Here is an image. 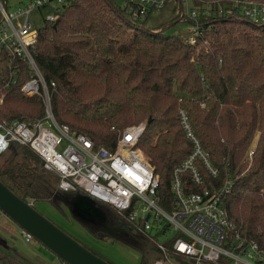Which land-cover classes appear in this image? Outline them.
Wrapping results in <instances>:
<instances>
[{"label": "trees", "instance_id": "1", "mask_svg": "<svg viewBox=\"0 0 264 264\" xmlns=\"http://www.w3.org/2000/svg\"><path fill=\"white\" fill-rule=\"evenodd\" d=\"M205 1L210 12L200 18L196 42L189 43L186 33L164 31L168 24L146 25L148 14L135 15L134 4L71 0L56 19L37 27L32 54L46 80L55 82L50 95L56 120L87 134L95 145L113 147L118 130L146 120L138 144L158 174L157 191L166 207L172 200V170L192 148L178 116V108L184 107L217 168L212 175L201 167L203 186L216 190L230 181L224 197L230 218L264 250V22L239 12L216 15L218 4L229 0ZM7 61L6 53H0V118L31 121L43 115L40 96L20 90L29 77L26 63L20 61L11 82ZM183 178L189 189L201 188L188 172ZM0 179L23 198L46 201L62 217H70L64 206L75 191L60 189L58 175L28 145L14 141L0 152ZM100 205L108 226L70 213L96 239L112 236L136 249L140 264L158 256L149 236L129 229L111 205ZM111 226L118 229L111 231ZM0 253V264H36L39 259L31 261L1 235ZM214 264L231 262L221 256Z\"/></svg>", "mask_w": 264, "mask_h": 264}, {"label": "built area", "instance_id": "2", "mask_svg": "<svg viewBox=\"0 0 264 264\" xmlns=\"http://www.w3.org/2000/svg\"><path fill=\"white\" fill-rule=\"evenodd\" d=\"M71 0H27L9 10L7 0H0V53L8 57L9 80H16L20 61L26 63L29 77L20 85L27 95H39L44 105L43 115L31 121L0 118V152L12 142L26 144L42 159L43 166L58 175L57 186L63 190L83 193L95 202L111 205L132 231H139L153 240L158 256L151 264H214L221 256L231 264H264V250L254 240L244 237L232 222L224 204L230 181L216 190L203 186L201 167L217 174L209 152L202 146L184 107L178 108L182 129L192 148L174 166L170 180L172 200L166 207L160 202L157 188L159 177L148 162L139 141L144 134L146 120L118 130L113 147L95 145L85 133L59 122L51 109L50 87L33 54L37 27L56 19L64 5ZM175 5L178 19L188 22L186 38L195 43L200 35V18L209 14V3L194 4L193 0H125L134 4L135 15L145 16L152 10ZM50 7L42 22L31 18L35 9ZM239 12L253 22H264V0H229L219 3L216 15ZM2 98V97H1ZM0 98V100H2ZM204 105V102H201ZM114 128V125L111 126ZM253 146L246 153L250 160ZM188 172L193 184L201 186L191 190L183 173ZM166 224V228H163ZM172 227L176 233L171 239H158ZM155 230L153 234L152 231ZM26 242L33 236L21 229Z\"/></svg>", "mask_w": 264, "mask_h": 264}, {"label": "rangeland", "instance_id": "3", "mask_svg": "<svg viewBox=\"0 0 264 264\" xmlns=\"http://www.w3.org/2000/svg\"><path fill=\"white\" fill-rule=\"evenodd\" d=\"M27 0H7V5L9 10H14L18 6L26 3ZM121 6L124 5L125 0H116ZM50 11V7H42L41 9H35L31 13V18L36 21L37 24L42 22V15H46ZM174 4L172 1H168L165 7L160 9H155L149 12L146 17V25L150 27H163L166 32H179V33H188V22L184 19L175 18ZM154 137V136H153ZM152 137V141L154 138ZM255 142V140H254ZM252 144L251 146H253ZM27 200L34 203V205L43 213H45L49 218L59 224L61 227L65 228L69 233L76 236L77 239L82 242L87 243L95 251L100 253L104 258L112 261L115 264H140L141 256L140 253L126 245L121 241L115 239V237L104 236L100 240L88 233L83 225H81L77 220L72 218L70 209L67 206H64L68 218L62 217L54 208L46 201H33V199L28 198ZM97 204L99 202H96ZM49 206L55 211L51 213ZM52 210V211H53ZM97 222V221H96ZM100 222V221H98ZM104 222V221H103ZM98 223L101 225L108 226V219L106 223ZM117 230L118 228L111 226V231ZM155 233V230L152 231ZM176 233L172 227H169L166 230V234H163L159 242H164L165 240L171 239ZM0 234L4 237L8 243L14 247L19 253L26 256L31 261L38 259L36 264H65L57 258L52 252L46 249L42 244H40L35 239L26 242L21 232V228L11 220L7 215H5L0 210ZM159 255V254H158ZM156 258V257H155ZM152 258L147 264H151L155 259Z\"/></svg>", "mask_w": 264, "mask_h": 264}, {"label": "water", "instance_id": "4", "mask_svg": "<svg viewBox=\"0 0 264 264\" xmlns=\"http://www.w3.org/2000/svg\"><path fill=\"white\" fill-rule=\"evenodd\" d=\"M66 203L72 214L82 220L96 219L98 221L104 218L101 207L86 194L71 195ZM0 210L65 264H112L82 245L74 236L40 211L31 201L18 195L1 179Z\"/></svg>", "mask_w": 264, "mask_h": 264}, {"label": "crops", "instance_id": "5", "mask_svg": "<svg viewBox=\"0 0 264 264\" xmlns=\"http://www.w3.org/2000/svg\"><path fill=\"white\" fill-rule=\"evenodd\" d=\"M97 204V203H96ZM97 205H99L100 207H101V205H100V203H98ZM49 208H50V211H51V213H53V212H55L50 206H49ZM53 210V211H52ZM104 213V212H103ZM54 214V213H53ZM107 216L105 215V213H104V218H102L101 220H98V221H100L101 223L103 222V223H106L107 222ZM84 220H86V219H84ZM93 221H97L96 219L95 220H93ZM97 221V222H98ZM1 235V234H0ZM2 236V235H1ZM3 237V236H2ZM98 240H100V239H98Z\"/></svg>", "mask_w": 264, "mask_h": 264}, {"label": "flooded vegetation", "instance_id": "6", "mask_svg": "<svg viewBox=\"0 0 264 264\" xmlns=\"http://www.w3.org/2000/svg\"><path fill=\"white\" fill-rule=\"evenodd\" d=\"M85 222H88V223H100V222H96V221H90V220H84ZM100 225V224H99Z\"/></svg>", "mask_w": 264, "mask_h": 264}]
</instances>
